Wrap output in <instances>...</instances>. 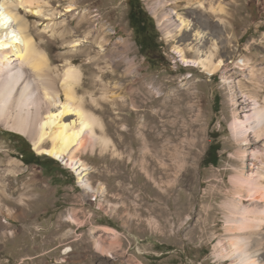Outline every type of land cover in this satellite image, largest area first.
Masks as SVG:
<instances>
[{
	"label": "rangeland",
	"instance_id": "1",
	"mask_svg": "<svg viewBox=\"0 0 264 264\" xmlns=\"http://www.w3.org/2000/svg\"><path fill=\"white\" fill-rule=\"evenodd\" d=\"M68 1L49 0L59 11L58 18L66 13ZM131 2L152 20L148 51L130 25ZM218 2L225 14L210 16L224 24L227 42L217 59H224L226 66L214 75L182 63L174 48L185 46L186 40L175 29L174 36H165L163 17L172 18L174 10L191 19L198 5L194 0H75L77 16L64 17L72 20L66 39L43 32L47 22L29 17L36 38L44 37L53 65L62 71L73 57L82 68L80 95L94 93L98 106L87 97V107L104 120L114 143L108 151L97 147L82 156L89 168L86 178L95 189L105 188L102 196L87 190L66 162L37 154L24 134L0 125V264H231L216 257L222 252L219 241L225 232L221 204L236 169L231 163L235 158L231 122L238 106L245 112L256 106L238 91L241 102L234 104L231 88L232 81H240L243 91L255 90L257 82L250 79L248 66L264 71V0ZM87 35L89 40L84 39ZM103 37L108 40L103 51L110 50L107 60L98 54ZM72 38L82 41L76 55L68 53L67 41ZM124 44L143 70L136 76H146L145 83L156 93L144 99L137 95L138 110L122 105L129 99L122 87L135 79L125 77L127 63H114ZM96 75L103 82L95 80ZM104 84L115 99L102 100ZM167 96L169 118H161ZM145 119L154 132L145 164L154 165L157 183L149 181L141 168L146 156L139 125ZM22 152L28 160L42 158L47 169L27 164ZM250 165L246 161L247 170ZM186 168H193L194 182H185L161 206L155 194L160 193L158 184L166 189Z\"/></svg>",
	"mask_w": 264,
	"mask_h": 264
},
{
	"label": "bare ground",
	"instance_id": "2",
	"mask_svg": "<svg viewBox=\"0 0 264 264\" xmlns=\"http://www.w3.org/2000/svg\"><path fill=\"white\" fill-rule=\"evenodd\" d=\"M194 1L198 5L191 11V19H186L174 10L172 13L175 16L172 18L163 17L165 36H174L175 29L186 40L185 46L179 44L174 48L182 63L214 75L226 66L225 60H218L217 56L227 38L223 21L210 15L221 16L225 14L226 8L218 0ZM66 4V15L58 18L59 11L49 0H0V125L7 130L24 134L37 154L66 162L77 173L79 182L87 190L103 196L105 188L99 186L95 189L87 180L89 168L82 157L89 152L94 153L97 147L103 152L108 151L114 143L106 133L104 120L87 107V97L91 99L92 105L98 106V102L92 92H87V96L80 95L84 71L74 64L73 57L67 59L62 71L53 65L51 56L43 45L44 37L40 35L39 40L36 38L29 20V17H33L43 20L42 24L47 22L43 32H52V37L66 39L71 34L72 20L69 23L64 17L77 16L75 0H69ZM193 22L198 24L199 29H194ZM84 39L89 40V35ZM67 42L70 55H76L81 50L82 41L79 38H72ZM106 43L108 40L103 37L99 43L100 59L107 60L109 57L110 50L106 48L103 51ZM122 48V54L116 55L114 63L123 61L130 66L125 71V77L135 75L134 80L131 78L132 84L127 88L122 87L127 89L129 98L128 101L123 100L122 105L124 108L132 106L138 110L137 95L144 99L146 95L156 96V93L145 83L146 76H136L143 70L138 68L136 59H131L129 45L124 44ZM243 66L247 69L246 64L243 63ZM255 68L248 66L252 76L250 79L257 82L255 90L243 91L244 82L241 84L240 81H232L231 88L230 100L234 99V104L239 105L241 102L237 100L236 91L247 96L245 101H254L256 104L250 112L240 111L241 106H238V112L233 114L231 122L235 142L233 156L236 158H232L231 163L236 169L230 179L231 188L225 193L227 199L221 204L225 216V232L219 241L222 252L216 255L218 259L230 260L231 264H264V98L261 97L264 92V71L260 72ZM95 80L103 82L99 75H96ZM106 87L104 84L102 100L115 99V93L111 95ZM187 87L184 89L190 88ZM158 99L153 103H157ZM164 99L162 107L165 110L160 115L161 118H169L170 96ZM148 120L141 121L139 125L144 155L151 146L150 136L154 133L153 129H149ZM146 160L147 156L141 168L149 181L157 183L156 169L153 164L147 167ZM246 161L251 163L248 167L250 170L246 169ZM240 162L243 168H239ZM182 176L168 182L166 189L158 184L160 193L155 194L161 206L165 204V200H172L173 192L185 182L193 183L195 180L193 168H186ZM135 179H140L139 173ZM224 187L229 188L228 185Z\"/></svg>",
	"mask_w": 264,
	"mask_h": 264
},
{
	"label": "trees",
	"instance_id": "3",
	"mask_svg": "<svg viewBox=\"0 0 264 264\" xmlns=\"http://www.w3.org/2000/svg\"><path fill=\"white\" fill-rule=\"evenodd\" d=\"M130 7H131V10L129 13L130 25L132 26L133 29H135L136 38H137V41H139V44L142 46V48L148 51L151 49V47L147 44V40L150 39L149 26L152 20L144 11L141 10L140 7L137 8L133 4V2L130 3ZM154 50L156 49L154 48ZM21 157L23 159H26L23 152L21 153ZM41 159L42 158L37 157L36 160L26 159V161H27V164H37L47 169V166L42 164Z\"/></svg>",
	"mask_w": 264,
	"mask_h": 264
},
{
	"label": "flooded vegetation",
	"instance_id": "4",
	"mask_svg": "<svg viewBox=\"0 0 264 264\" xmlns=\"http://www.w3.org/2000/svg\"><path fill=\"white\" fill-rule=\"evenodd\" d=\"M132 3V2H131Z\"/></svg>",
	"mask_w": 264,
	"mask_h": 264
}]
</instances>
